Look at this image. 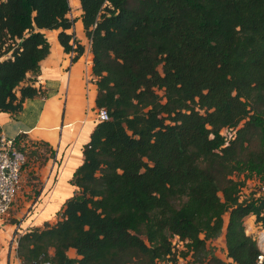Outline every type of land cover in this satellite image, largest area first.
<instances>
[{
	"label": "trees",
	"instance_id": "1",
	"mask_svg": "<svg viewBox=\"0 0 264 264\" xmlns=\"http://www.w3.org/2000/svg\"><path fill=\"white\" fill-rule=\"evenodd\" d=\"M78 2L95 106L108 118L82 147L77 193L57 222L18 236L20 263L264 264L243 221L264 229V0ZM68 10V0H0V56L10 54L0 111L40 93L21 85L49 52L39 30L59 29L71 50ZM218 237L225 261L213 254Z\"/></svg>",
	"mask_w": 264,
	"mask_h": 264
},
{
	"label": "crops",
	"instance_id": "2",
	"mask_svg": "<svg viewBox=\"0 0 264 264\" xmlns=\"http://www.w3.org/2000/svg\"><path fill=\"white\" fill-rule=\"evenodd\" d=\"M68 1L66 16L72 26L64 33L71 34L68 43L79 44L82 51L77 55L65 51L57 40L59 29L39 30L48 41L49 52L39 62L38 71L27 73L21 85L29 84L40 93L24 99L15 113L0 111V134L15 139L18 147L32 149L21 166L12 209L0 218V264H18L17 237L28 229L55 224L64 201L77 193L71 179L96 123L97 89L89 40L81 24L78 0ZM9 55H1L0 60ZM35 149L45 154L41 157ZM66 254L75 256L73 249Z\"/></svg>",
	"mask_w": 264,
	"mask_h": 264
},
{
	"label": "built area",
	"instance_id": "3",
	"mask_svg": "<svg viewBox=\"0 0 264 264\" xmlns=\"http://www.w3.org/2000/svg\"><path fill=\"white\" fill-rule=\"evenodd\" d=\"M74 48L75 44L72 42L70 51L74 52ZM107 118V112L103 108L96 110L95 120H106ZM24 160V155L18 149L15 139L7 138L0 134V218L6 215L19 189V173ZM261 177L262 183L259 187V192L264 199V163L261 170ZM255 240L259 250L256 256V262L260 263L264 259V229L257 231ZM18 264L22 263L19 261ZM42 264L48 263L45 262Z\"/></svg>",
	"mask_w": 264,
	"mask_h": 264
},
{
	"label": "rangeland",
	"instance_id": "4",
	"mask_svg": "<svg viewBox=\"0 0 264 264\" xmlns=\"http://www.w3.org/2000/svg\"><path fill=\"white\" fill-rule=\"evenodd\" d=\"M158 93L161 94V91H158ZM19 150L23 153L25 159L27 157H29V153H30V151H32L30 146L29 147H27V146L25 147L24 146L23 148L19 147ZM35 150H36V153L38 151L40 152L41 157L43 156V154H42V153H44V151H42L43 148H42V150H37V149H35ZM31 155H33V154H31ZM255 180H256L255 178H251V179H248V180L245 181V185L241 189V197L246 196L248 194V191L254 187ZM12 203H11L10 208L8 209L6 214H8L10 212V210L12 209L11 208ZM223 219H224V221L226 220V215L223 216ZM243 221H244V229H245V231L248 234H250L253 237H255V233H256V230L258 229V227H256V229L254 228V226H257L256 225L257 223H255L253 221V216H251V215L246 216L243 219ZM180 245H181L180 243H177L176 249H180L181 248ZM213 247H214L213 254L215 256L219 257L220 259L225 261V253H224V248H223L224 246H223V242H222L220 237H218V238H216L214 240ZM205 261L206 260L204 259V261L200 262V263L199 262H192L191 257L186 256L185 258H178L175 264H205ZM157 264H159V263H157ZM161 264H168V263L165 262V263H161Z\"/></svg>",
	"mask_w": 264,
	"mask_h": 264
},
{
	"label": "clouds",
	"instance_id": "5",
	"mask_svg": "<svg viewBox=\"0 0 264 264\" xmlns=\"http://www.w3.org/2000/svg\"><path fill=\"white\" fill-rule=\"evenodd\" d=\"M72 42H73V41H72ZM72 42H71V43H72Z\"/></svg>",
	"mask_w": 264,
	"mask_h": 264
}]
</instances>
